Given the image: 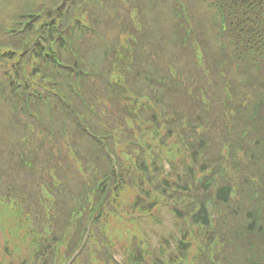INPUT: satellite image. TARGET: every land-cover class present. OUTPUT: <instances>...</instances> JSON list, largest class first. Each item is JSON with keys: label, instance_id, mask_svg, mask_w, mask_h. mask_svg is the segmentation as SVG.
Returning <instances> with one entry per match:
<instances>
[{"label": "trees", "instance_id": "1", "mask_svg": "<svg viewBox=\"0 0 264 264\" xmlns=\"http://www.w3.org/2000/svg\"><path fill=\"white\" fill-rule=\"evenodd\" d=\"M182 1L187 15L177 0H25L16 17L27 21L24 28L13 33L7 20L0 21V167L10 170L29 199L19 203L13 195L3 202L0 195V264H53L89 208L78 205L73 214L66 206L90 177L109 174L119 198L133 195L122 212L151 215L152 206L173 199L180 207L170 212L185 223L148 263V245L135 253L128 243L126 264H264V0ZM82 2L78 20L69 21L80 34L69 46L62 9ZM181 24L188 36L177 29ZM125 84L154 92L160 113L169 108L172 118L182 116L188 129H197V139L186 144L192 156L187 176L173 182L160 166L148 169L151 150L133 144L141 141L134 128L143 122L117 116ZM189 88L195 93L181 99ZM207 103L220 109L221 124H214ZM151 131L163 143L158 130ZM107 133L122 158V179L94 137ZM166 151L173 156L180 148L169 142ZM197 165L208 173L200 190L193 187ZM206 197L220 212L213 221ZM54 210L55 229L42 218ZM112 215L118 217L112 210L96 220L84 258L75 264H100V236Z\"/></svg>", "mask_w": 264, "mask_h": 264}, {"label": "rangeland", "instance_id": "2", "mask_svg": "<svg viewBox=\"0 0 264 264\" xmlns=\"http://www.w3.org/2000/svg\"><path fill=\"white\" fill-rule=\"evenodd\" d=\"M25 0H0V21L2 19H8L24 7ZM162 214L166 216L165 222L162 224V228L169 230L175 226L173 219L167 214L166 211H162ZM148 234L151 236L150 242L155 245L157 239L160 237L154 230L148 227Z\"/></svg>", "mask_w": 264, "mask_h": 264}]
</instances>
